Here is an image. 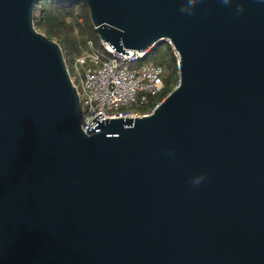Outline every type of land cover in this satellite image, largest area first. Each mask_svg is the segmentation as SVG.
I'll return each mask as SVG.
<instances>
[{"label": "water", "instance_id": "95a60500", "mask_svg": "<svg viewBox=\"0 0 264 264\" xmlns=\"http://www.w3.org/2000/svg\"><path fill=\"white\" fill-rule=\"evenodd\" d=\"M40 1L0 0V264H264V2L78 0L113 50L178 56L150 114L83 132Z\"/></svg>", "mask_w": 264, "mask_h": 264}, {"label": "built area", "instance_id": "2783aa9c", "mask_svg": "<svg viewBox=\"0 0 264 264\" xmlns=\"http://www.w3.org/2000/svg\"><path fill=\"white\" fill-rule=\"evenodd\" d=\"M100 44L98 48L93 41L87 40L85 48L74 60V70L80 74L77 81L67 67L81 102L80 127L83 132L99 114L101 117L97 121L130 117L133 120L134 117L150 114L152 109L149 112L123 109L135 103H146L149 96L158 94L163 87V69L160 65L146 63L137 66L138 60L144 58L149 49L126 56L113 50L107 43L100 41Z\"/></svg>", "mask_w": 264, "mask_h": 264}, {"label": "trees", "instance_id": "16d2710c", "mask_svg": "<svg viewBox=\"0 0 264 264\" xmlns=\"http://www.w3.org/2000/svg\"><path fill=\"white\" fill-rule=\"evenodd\" d=\"M34 26L60 45L67 67L70 61L81 54L87 40L93 41L96 47H101L100 39L90 21L88 8L78 0H41L34 12ZM151 55H154V58L148 60L150 61L148 63L160 65L163 69L161 91L154 96H149L146 103H135L123 110L149 112L176 86L178 57L168 41L157 43L144 58L138 61H145Z\"/></svg>", "mask_w": 264, "mask_h": 264}, {"label": "clouds", "instance_id": "9594fccd", "mask_svg": "<svg viewBox=\"0 0 264 264\" xmlns=\"http://www.w3.org/2000/svg\"><path fill=\"white\" fill-rule=\"evenodd\" d=\"M232 2V0H221V3L224 5H229ZM260 2H264V0H260ZM200 3V0H186V3L180 8V12L183 14H186L188 16L194 15L195 7ZM237 13H241L243 11V7L239 6L236 9ZM204 178L198 177L196 178L193 183L199 184L202 182Z\"/></svg>", "mask_w": 264, "mask_h": 264}, {"label": "rangeland", "instance_id": "374dc122", "mask_svg": "<svg viewBox=\"0 0 264 264\" xmlns=\"http://www.w3.org/2000/svg\"><path fill=\"white\" fill-rule=\"evenodd\" d=\"M153 58H154V55H151V56L148 57V59L145 60V61H138V62H137V66L144 65V64L150 62V61H148V60H152ZM73 64H74V60L69 62V66H68V67H69V69L72 71V73L76 76L75 79H76V81H77V80L80 78V74L74 70V65H73ZM163 99H164V98H163ZM163 99H162V100H163Z\"/></svg>", "mask_w": 264, "mask_h": 264}]
</instances>
